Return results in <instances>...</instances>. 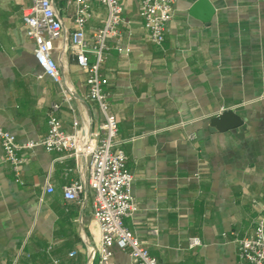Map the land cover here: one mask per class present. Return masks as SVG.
<instances>
[{"label": "crops", "instance_id": "crops-1", "mask_svg": "<svg viewBox=\"0 0 264 264\" xmlns=\"http://www.w3.org/2000/svg\"><path fill=\"white\" fill-rule=\"evenodd\" d=\"M199 1L175 0L157 45L139 0H120L126 23L100 71L133 175L127 227L164 264H236L234 235H251L259 221L264 227V0ZM51 2L62 25L52 47L60 83L42 73L25 35L21 10L30 0H0V126L19 143L47 133L52 103L66 131L76 121L89 132L101 120L70 48L75 6ZM105 16L93 2L87 37ZM226 110L241 124L213 127ZM20 153L27 160L18 183L0 147V264H100L84 155L40 146ZM71 181L82 185L73 200L63 196ZM193 237L200 245L189 246ZM106 264L131 260L116 250Z\"/></svg>", "mask_w": 264, "mask_h": 264}, {"label": "built area", "instance_id": "built-area-1", "mask_svg": "<svg viewBox=\"0 0 264 264\" xmlns=\"http://www.w3.org/2000/svg\"><path fill=\"white\" fill-rule=\"evenodd\" d=\"M75 6L70 32V48L78 67L85 73L86 96L96 104L101 116L92 131L80 130L73 121L71 131L64 130L52 103L47 112V133L38 140L19 143L16 136L0 126V147L9 163L14 180L21 183L20 170L27 160L21 150L42 147L47 152H60L73 157L83 154L87 161V185L92 192L93 218L98 225L97 254L100 264H106L116 250L127 252L131 264H164L150 254L146 245L127 227L125 218L135 210L132 197L133 175L126 166V154L116 140L117 119L111 112L107 78L100 67L110 49L109 41L121 37V24L126 23L120 0H71ZM96 2L106 10L101 27L86 36L85 24L90 17L91 4ZM175 0H139L138 13L143 19L151 42L161 45L169 23L173 19ZM25 35L32 40L34 58L44 75L61 82V74L52 56L54 40L62 35V25L51 0H30L21 10ZM89 54L94 56L90 62ZM66 99H69L66 97ZM51 191L50 186H46ZM82 185L71 181L63 187L65 199L79 196ZM152 232H156L155 229ZM236 264H264V227L259 221L249 236H236ZM200 245L193 237L189 246ZM72 251L69 255H73ZM57 264V261H54Z\"/></svg>", "mask_w": 264, "mask_h": 264}, {"label": "water", "instance_id": "water-1", "mask_svg": "<svg viewBox=\"0 0 264 264\" xmlns=\"http://www.w3.org/2000/svg\"><path fill=\"white\" fill-rule=\"evenodd\" d=\"M206 0H200L198 4H205ZM241 124L240 118L231 110H226L211 120V125L219 130H227Z\"/></svg>", "mask_w": 264, "mask_h": 264}]
</instances>
